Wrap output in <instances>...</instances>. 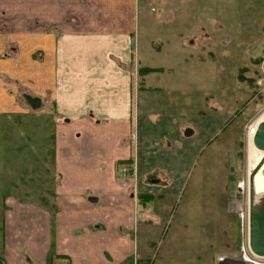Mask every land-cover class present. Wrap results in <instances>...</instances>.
I'll return each mask as SVG.
<instances>
[{
  "label": "crops",
  "instance_id": "obj_1",
  "mask_svg": "<svg viewBox=\"0 0 264 264\" xmlns=\"http://www.w3.org/2000/svg\"><path fill=\"white\" fill-rule=\"evenodd\" d=\"M138 3L0 0V81L16 86L7 104L16 94L31 109L26 98H37L38 110L58 114L55 126L66 143L90 133L88 151L55 158L59 181L48 198L16 185L10 187L15 193L3 194L0 264H136L137 253L136 262H144L160 222L163 201L157 199L179 184L181 160L196 151L191 138L196 133L210 143L228 127V107L222 105L216 106L223 116L209 120L214 133L211 125L206 134L194 121L175 123L171 115L162 125L171 110L158 102L161 86L152 77L164 71L147 57L139 59ZM89 158L94 186L79 184L88 172L74 163ZM63 159L74 167H59ZM127 160L132 170L123 180L117 175Z\"/></svg>",
  "mask_w": 264,
  "mask_h": 264
},
{
  "label": "rangeland",
  "instance_id": "obj_2",
  "mask_svg": "<svg viewBox=\"0 0 264 264\" xmlns=\"http://www.w3.org/2000/svg\"><path fill=\"white\" fill-rule=\"evenodd\" d=\"M138 1L139 59L147 57L164 71L152 77L161 86L158 102L171 110L162 125L171 115L175 123L194 121L206 134L205 127L211 125L214 133L215 122L209 120L225 113L216 105L228 107L230 121L226 132L213 135L210 143L195 133L190 142L196 151L180 162V185L172 184L173 191L159 199L151 192L163 201L160 222L148 239L147 260L136 264H220L224 258L244 257L264 264V258L251 255L247 247L248 200L243 189L248 170L262 156L254 147L250 151L246 132L253 121L264 118V0ZM13 88L12 80L0 81V102H5L0 110V199L15 193L12 185L48 198L59 181L55 158L66 151H88L85 139L90 133L79 132L80 138L64 142L63 129L55 126L58 114L43 107L30 109L16 94L13 104H7ZM153 115L150 119L158 117ZM106 150L111 152L109 146ZM61 161V168L82 163L88 175H81L79 184L95 185L90 176L94 160ZM254 187L257 193L264 189V164L254 176Z\"/></svg>",
  "mask_w": 264,
  "mask_h": 264
},
{
  "label": "water",
  "instance_id": "obj_3",
  "mask_svg": "<svg viewBox=\"0 0 264 264\" xmlns=\"http://www.w3.org/2000/svg\"><path fill=\"white\" fill-rule=\"evenodd\" d=\"M32 105L39 106L37 98L30 99ZM252 145L262 151V156L249 172L248 180V237L249 251L264 258V189L257 193L254 187V176L264 164V118L257 122L256 130L251 137ZM220 264H247L244 260L224 258Z\"/></svg>",
  "mask_w": 264,
  "mask_h": 264
},
{
  "label": "bare ground",
  "instance_id": "obj_4",
  "mask_svg": "<svg viewBox=\"0 0 264 264\" xmlns=\"http://www.w3.org/2000/svg\"><path fill=\"white\" fill-rule=\"evenodd\" d=\"M248 128H251V127H248ZM251 137H252V134H248V146L250 148V151H253V145H252V141H251ZM255 148V147H254ZM248 149V148H247ZM256 149V148H255ZM249 150V149H248ZM250 151H249V155H248V161H250ZM256 151L259 153V152H262L260 150H257ZM257 153V154H258ZM250 164V163H249ZM250 167V166H249ZM248 167V168H249ZM253 167V166H252ZM252 170V168L250 167V169L248 170V173H247V177H248V174L249 172ZM247 177H246V182L243 184V189L245 190L246 192V196H247V200H248V180H247ZM247 204V203H246Z\"/></svg>",
  "mask_w": 264,
  "mask_h": 264
},
{
  "label": "built area",
  "instance_id": "obj_5",
  "mask_svg": "<svg viewBox=\"0 0 264 264\" xmlns=\"http://www.w3.org/2000/svg\"><path fill=\"white\" fill-rule=\"evenodd\" d=\"M254 131H255V127L254 126H251V128L249 129V133H254ZM123 171H125V169L123 170Z\"/></svg>",
  "mask_w": 264,
  "mask_h": 264
},
{
  "label": "trees",
  "instance_id": "obj_6",
  "mask_svg": "<svg viewBox=\"0 0 264 264\" xmlns=\"http://www.w3.org/2000/svg\"><path fill=\"white\" fill-rule=\"evenodd\" d=\"M149 70H152V69H149ZM238 78H239V80L241 79V76L240 75H238Z\"/></svg>",
  "mask_w": 264,
  "mask_h": 264
}]
</instances>
